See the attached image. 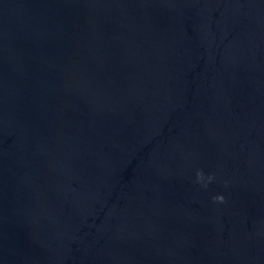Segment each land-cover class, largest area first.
Returning a JSON list of instances; mask_svg holds the SVG:
<instances>
[{
	"label": "water",
	"instance_id": "1",
	"mask_svg": "<svg viewBox=\"0 0 264 264\" xmlns=\"http://www.w3.org/2000/svg\"><path fill=\"white\" fill-rule=\"evenodd\" d=\"M0 264H264V0H0Z\"/></svg>",
	"mask_w": 264,
	"mask_h": 264
},
{
	"label": "clouds",
	"instance_id": "2",
	"mask_svg": "<svg viewBox=\"0 0 264 264\" xmlns=\"http://www.w3.org/2000/svg\"><path fill=\"white\" fill-rule=\"evenodd\" d=\"M202 178H203V174H202L201 172H197V180L199 181V180H201ZM212 178H213V177H212L211 175H209L207 179H208L209 181H211ZM213 199H214L215 201H218V202H223L224 197L221 196V195H217V196L213 197Z\"/></svg>",
	"mask_w": 264,
	"mask_h": 264
}]
</instances>
